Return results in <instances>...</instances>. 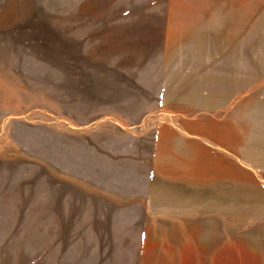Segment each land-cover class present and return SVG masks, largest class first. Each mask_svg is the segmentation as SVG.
Masks as SVG:
<instances>
[{
  "label": "rangeland",
  "instance_id": "374dc122",
  "mask_svg": "<svg viewBox=\"0 0 264 264\" xmlns=\"http://www.w3.org/2000/svg\"><path fill=\"white\" fill-rule=\"evenodd\" d=\"M0 264H264V0H0Z\"/></svg>",
  "mask_w": 264,
  "mask_h": 264
}]
</instances>
